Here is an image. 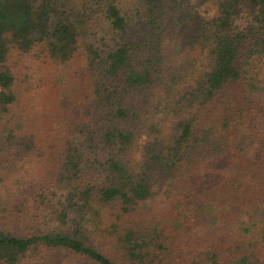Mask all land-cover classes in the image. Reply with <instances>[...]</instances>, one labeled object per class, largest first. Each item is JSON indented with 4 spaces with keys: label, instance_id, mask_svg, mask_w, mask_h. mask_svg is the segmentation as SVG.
Listing matches in <instances>:
<instances>
[{
    "label": "trees",
    "instance_id": "1",
    "mask_svg": "<svg viewBox=\"0 0 264 264\" xmlns=\"http://www.w3.org/2000/svg\"><path fill=\"white\" fill-rule=\"evenodd\" d=\"M189 1L0 0L4 171L11 152L35 151L12 126L37 109L11 113L29 91L19 66L83 53L88 84L80 117L44 148L45 181L0 200V264L43 250L81 264H264V0H196L205 8L176 41ZM155 197L215 235L190 247L165 232L168 219L141 213Z\"/></svg>",
    "mask_w": 264,
    "mask_h": 264
},
{
    "label": "rangeland",
    "instance_id": "2",
    "mask_svg": "<svg viewBox=\"0 0 264 264\" xmlns=\"http://www.w3.org/2000/svg\"><path fill=\"white\" fill-rule=\"evenodd\" d=\"M203 8L205 5L196 0L186 3L183 7L186 15L184 23L186 22V24L183 27L177 26L175 31L169 32L172 39L177 41L180 37L188 34L194 17ZM84 61V55L80 53L69 64L62 66H55L50 62L44 64L41 61L36 62L33 69L28 68L26 64L19 66L21 76L30 77L29 84H25L29 91L23 92L18 101L10 107L11 113L21 117L23 110H29L28 106L32 104H36L37 109L34 111L32 122L30 120L20 122L13 118L12 126L14 123L20 125L21 132L27 137L25 143L35 151L30 149L31 152H25L22 147L19 152L10 153V159L15 163L10 170H3L2 167H5L6 163L0 166L1 202H9L11 206V202L18 201L14 198L18 192L28 191L31 195L34 186L47 178L52 152L44 148L48 145L58 146L60 144L61 127L70 119L80 117L81 108L84 105V94H86L88 84L82 77V73L79 74ZM191 63L193 70L191 73L200 69L198 60H193ZM183 74L187 76L190 72L185 71ZM41 128L45 129L43 133L39 131ZM28 192L25 194L27 195ZM191 200L194 201V199ZM170 203L161 202L158 197H155L147 203L146 210H142L141 213H147L148 218L154 221L168 219V224L164 227L165 232H169L170 227H174L175 230L169 233H176L182 238L181 241L190 247L199 246L201 243L205 244L215 235L211 234L209 229L206 230L208 227L197 217L190 206L180 205L175 210L172 207V211ZM171 206L175 207V205ZM222 211L227 213L225 206L220 209V212ZM222 218H228L230 221L231 215L229 218L227 213ZM216 234H223V232L219 231ZM23 264H81V261L64 252L43 250L36 258L32 257Z\"/></svg>",
    "mask_w": 264,
    "mask_h": 264
}]
</instances>
